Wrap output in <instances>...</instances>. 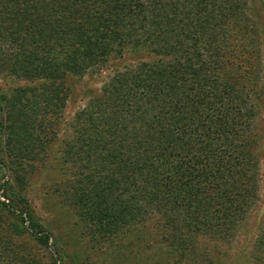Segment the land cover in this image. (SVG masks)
Instances as JSON below:
<instances>
[{"label": "trees", "instance_id": "16d2710c", "mask_svg": "<svg viewBox=\"0 0 264 264\" xmlns=\"http://www.w3.org/2000/svg\"><path fill=\"white\" fill-rule=\"evenodd\" d=\"M257 18L247 0H0V71L25 82L12 95L0 92V140L18 183L16 200L4 204L39 247L51 235L15 203L22 168L52 141L67 78L106 69L62 151L82 221L112 241L156 214L179 256L195 254L201 235L230 242L259 200ZM34 130L47 134L33 138ZM253 246L264 264V228Z\"/></svg>", "mask_w": 264, "mask_h": 264}, {"label": "rangeland", "instance_id": "374dc122", "mask_svg": "<svg viewBox=\"0 0 264 264\" xmlns=\"http://www.w3.org/2000/svg\"><path fill=\"white\" fill-rule=\"evenodd\" d=\"M247 4L253 16L258 15V26L264 32L261 0H247ZM262 54L260 82L264 85V47ZM109 74L110 69H106L93 76L67 78L69 89L65 108L60 119L55 118L48 130L52 141L39 152L38 159L22 168L26 172L24 192L15 203L19 202L17 206L25 212L26 208L31 210L42 228L49 232L51 239L46 248L39 247L24 230L17 213L7 211L5 204L16 200L14 186L18 183L15 182L14 164L7 153V143L5 139L0 140L3 161L0 169V264H210L213 255L214 259L218 258L216 264H257L255 256L258 255L253 245L264 228V147L259 154V200L246 221L240 223L241 227L235 228L230 244H217L201 235L196 241L195 254H174L169 247L172 231L156 214L112 241H103L89 230L70 199L74 182L69 181L73 177L72 171L64 164L62 151L75 126L77 112L99 92ZM24 83L21 78L7 77L0 71V92L4 95L14 94ZM33 133V138L38 139L47 134L42 131L37 134V130ZM261 146H264V140ZM27 176H31L28 181ZM4 192L8 197L3 195ZM14 251L22 257H17Z\"/></svg>", "mask_w": 264, "mask_h": 264}]
</instances>
